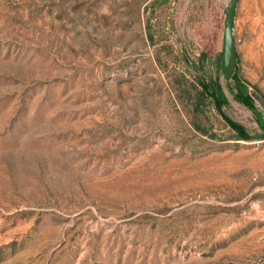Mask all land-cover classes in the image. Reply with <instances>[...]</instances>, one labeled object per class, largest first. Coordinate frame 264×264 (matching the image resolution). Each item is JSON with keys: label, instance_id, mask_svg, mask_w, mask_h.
Instances as JSON below:
<instances>
[{"label": "rangeland", "instance_id": "obj_1", "mask_svg": "<svg viewBox=\"0 0 264 264\" xmlns=\"http://www.w3.org/2000/svg\"><path fill=\"white\" fill-rule=\"evenodd\" d=\"M228 1L0 0V264H264V0L225 80Z\"/></svg>", "mask_w": 264, "mask_h": 264}, {"label": "water", "instance_id": "obj_2", "mask_svg": "<svg viewBox=\"0 0 264 264\" xmlns=\"http://www.w3.org/2000/svg\"><path fill=\"white\" fill-rule=\"evenodd\" d=\"M238 0H229L224 16V26L221 46V75L228 80L238 69L239 60L237 58L234 40V21ZM264 138V131L261 134Z\"/></svg>", "mask_w": 264, "mask_h": 264}, {"label": "trees", "instance_id": "obj_3", "mask_svg": "<svg viewBox=\"0 0 264 264\" xmlns=\"http://www.w3.org/2000/svg\"><path fill=\"white\" fill-rule=\"evenodd\" d=\"M208 92H209L208 91V85L204 83L202 88H201V90H200V94L203 95V94H206ZM209 93H210V95H212L213 92H209ZM216 99H217V101H220L219 97H217ZM230 124L238 132L237 133L239 135L238 139H247V138H249V136H247L246 134H243V129L241 127H239V126H237V125H235L233 123H230Z\"/></svg>", "mask_w": 264, "mask_h": 264}]
</instances>
